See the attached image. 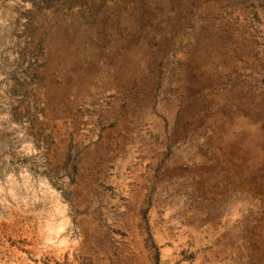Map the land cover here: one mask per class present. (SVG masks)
<instances>
[{"label":"rangeland","instance_id":"1","mask_svg":"<svg viewBox=\"0 0 264 264\" xmlns=\"http://www.w3.org/2000/svg\"><path fill=\"white\" fill-rule=\"evenodd\" d=\"M0 264H264V0H0Z\"/></svg>","mask_w":264,"mask_h":264}]
</instances>
